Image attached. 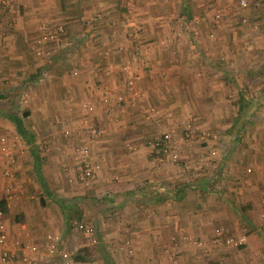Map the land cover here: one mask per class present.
<instances>
[{
    "label": "crops",
    "instance_id": "obj_1",
    "mask_svg": "<svg viewBox=\"0 0 264 264\" xmlns=\"http://www.w3.org/2000/svg\"><path fill=\"white\" fill-rule=\"evenodd\" d=\"M11 3L0 5V132L18 133L26 148L15 151L22 190L10 203L0 175L8 247L44 244L52 232L67 249L70 229L88 240L67 249V264H105L74 258L97 235L116 264H264V0ZM46 18L64 24L67 43L38 54ZM132 57L134 94L121 71ZM25 92L24 110L8 103ZM3 109L21 116L32 142ZM171 119L179 157L159 162L148 140ZM187 120L196 130L181 140ZM83 156L97 171L88 187L78 178ZM216 227L246 241L216 242ZM42 264L66 263L46 254Z\"/></svg>",
    "mask_w": 264,
    "mask_h": 264
},
{
    "label": "built area",
    "instance_id": "obj_2",
    "mask_svg": "<svg viewBox=\"0 0 264 264\" xmlns=\"http://www.w3.org/2000/svg\"><path fill=\"white\" fill-rule=\"evenodd\" d=\"M237 4L241 7L248 5L249 0H236ZM0 5L2 6H11V0H0ZM219 17V14L217 15ZM66 29L64 24L55 23L50 19L46 18L40 21L39 23V34L36 37V42L38 48L36 53L49 54L50 48L49 43L53 42L56 45H60L64 48V45L67 43L66 38ZM66 46V45H65ZM122 47V46H120ZM135 58L126 59L122 66V76L124 81L125 88L131 92L135 93L137 91V83L140 79V74L134 65ZM78 73L77 67L73 69V74ZM98 90L101 93H106L107 89L104 86H99ZM122 95V94H121ZM29 93L25 92L22 94V102L27 104L29 98ZM87 108L90 110L91 105H88ZM88 121V119H86ZM91 125V124H90ZM68 132V129L64 130ZM90 133L95 135L97 133V128L95 126L90 127ZM193 133V126L190 122H186L182 131L180 132L179 139H186L190 137ZM176 134V124L172 119L169 121V126L162 132L149 138L148 143L153 147L156 159L159 162L164 161L165 158L177 159L179 157V148H177L176 140L173 138ZM26 148V143L23 138L16 132L8 133L0 132V175L5 179L4 184V193L5 200L10 203L13 201L17 195L21 192V185L17 180V156L15 151H23ZM84 153L88 152V147L85 146L82 148ZM207 149L211 151L212 154L216 152L213 145L208 144ZM250 171L248 167L246 169ZM97 171L96 166L92 161L86 157H82L81 166L78 173V178L82 181L84 185H91L92 180L96 177ZM3 209L0 207V259L3 264H12L14 259L17 258L25 264H42V260L47 254H58L60 258L64 260L67 264L70 263L72 259V252L67 249H62L58 246V236L52 232H47L45 234V243H38L34 241H25L17 244V249L9 248L7 245V232L6 225L3 219ZM77 227H83L82 224H78ZM86 232H90L91 228L88 226L83 227ZM215 231L217 232V237L214 238V241L228 246L238 247L246 241V234H240L238 236L228 235L222 236L221 227H216ZM181 242L186 241L194 244L195 246L201 247L205 252L209 251V244L206 243L204 239L201 238H192L187 235H183L179 239ZM95 241V238H93ZM128 243L129 240H126ZM120 247V246H119ZM131 251V249H129ZM18 251V252H17ZM86 264H91L86 263Z\"/></svg>",
    "mask_w": 264,
    "mask_h": 264
},
{
    "label": "rangeland",
    "instance_id": "obj_3",
    "mask_svg": "<svg viewBox=\"0 0 264 264\" xmlns=\"http://www.w3.org/2000/svg\"><path fill=\"white\" fill-rule=\"evenodd\" d=\"M8 100H9L8 103L12 102L15 104V107H17V105H18L19 109L24 110L23 105H25V104L22 102V95L20 93H19V95H17L16 93L15 94L9 93ZM12 103H10V104H12ZM186 122H190L191 125L195 128V123L193 121L187 120ZM194 130H196V128ZM192 134H194V132ZM88 186H90V185H85V187H88ZM69 187H70V185L68 187L66 185H64V190L68 191ZM62 233H63L62 236L64 238L62 236L61 237L64 240V245L69 250L73 249L76 245L79 246V244L82 242L83 243L87 242V240H88L87 236L82 232L74 233L70 229H68V230L66 229ZM97 236H98L97 238H99L98 239L99 241L95 244H93L92 242H90V243L88 242L87 246L89 249L87 250V252H84V254L89 258L87 260H89V261L93 260L95 263H98V261H101V257H100L99 253L94 252V248H95L96 244H98L99 242H102L104 244V241L102 240V238L99 235H97ZM96 260H98V261H96Z\"/></svg>",
    "mask_w": 264,
    "mask_h": 264
},
{
    "label": "trees",
    "instance_id": "obj_4",
    "mask_svg": "<svg viewBox=\"0 0 264 264\" xmlns=\"http://www.w3.org/2000/svg\"><path fill=\"white\" fill-rule=\"evenodd\" d=\"M0 96H1V94H0ZM2 113L5 114V115H7V116H9L13 120L16 129L19 131V133L28 142H32L34 140L32 133L27 128H25L21 116L18 115V113H16V111L13 110L12 112H10L9 110L3 109ZM0 207L3 210H6L5 202H1L0 203ZM88 249H89L88 246H83L82 248H80V250H78L74 254V258L75 259H79V260L89 259L84 254V252H87ZM94 249H95V251H97L100 254V257L102 258V260L104 261L105 264H116L112 260L110 254L108 253V251L106 250V248L104 247V244L102 242H99L98 244H96V246H95Z\"/></svg>",
    "mask_w": 264,
    "mask_h": 264
}]
</instances>
